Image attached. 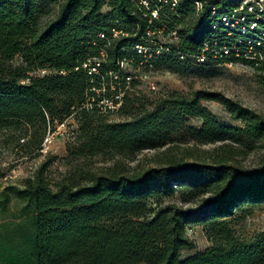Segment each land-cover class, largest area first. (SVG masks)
Returning a JSON list of instances; mask_svg holds the SVG:
<instances>
[{
	"label": "trees",
	"instance_id": "16d2710c",
	"mask_svg": "<svg viewBox=\"0 0 264 264\" xmlns=\"http://www.w3.org/2000/svg\"><path fill=\"white\" fill-rule=\"evenodd\" d=\"M142 1L0 0V129H43V141L34 145L42 151L47 129L76 116L79 134L72 155L82 157H127L158 149L173 143L182 130L200 144L219 146L165 156L146 169H132L120 159L100 171L78 165L54 185L42 165L17 193L35 215L33 234L0 247V264H264V231L253 243H243L225 221L240 204L264 203V168L236 165L239 156L264 140V116L207 91L173 93L126 122L106 121L99 106L104 98L114 99L124 82L110 73L121 76L123 63L143 61L138 46L153 54L150 64L176 72L187 73L181 57L197 60L206 45L231 49L227 58L209 55L206 61H241L264 71L263 62L248 58L250 39L255 45L262 39L259 49L264 50V22L256 19L264 13L249 11L253 4L248 3L237 17L245 22L231 28L222 18L235 21L238 0ZM196 2L202 4L199 13ZM49 4L57 8L53 15L45 10ZM43 14L52 17L42 20ZM252 23L256 28L242 34V27ZM162 30L163 36L176 32L177 45L150 42V33ZM160 48L163 53L157 55ZM18 57L21 62L14 63ZM96 60L98 73L89 75L84 65ZM37 71L47 74L33 76ZM205 101L222 104L243 126L220 123ZM188 118L201 119V127H187ZM178 191L185 202H201L168 203L151 211V200L159 203ZM193 224L206 226L215 244L182 258V250L195 246L185 233Z\"/></svg>",
	"mask_w": 264,
	"mask_h": 264
},
{
	"label": "rangeland",
	"instance_id": "374dc122",
	"mask_svg": "<svg viewBox=\"0 0 264 264\" xmlns=\"http://www.w3.org/2000/svg\"><path fill=\"white\" fill-rule=\"evenodd\" d=\"M178 3L179 0H172ZM240 6L232 19L237 20L246 3H254L258 12L264 13V0H238ZM196 4V3H195ZM202 4L195 5L199 13ZM211 9V6H209ZM45 10L53 15L57 8L54 4L45 5ZM107 10H104L106 12ZM256 11V10H253ZM51 15L43 14L41 19L46 20ZM256 19L264 22V16ZM230 20V19H229ZM264 32V31H263ZM150 42L158 45H177L178 36L171 32L163 36V30L155 35L150 33ZM162 49L160 48V51ZM171 52V50H166ZM162 51L159 55H162ZM147 59L141 63L125 62L121 75H131L130 83L121 82L120 96L123 106L112 112H104L103 118L109 122H126L139 116L144 111H151L163 98L173 93L190 95L196 91L221 93L225 97L239 102L243 107L249 108L264 116V71L245 64L241 61L217 63L206 61L199 63L193 58L181 57L182 65L188 69L187 73L172 71L167 68L156 67ZM261 59V57H260ZM18 57L14 63H20ZM182 66V67H183ZM258 66H262L259 64ZM46 71H37L33 76H44ZM121 77V76H120ZM123 81V78H120ZM27 83V81H24ZM218 119L227 126L242 127L240 121L233 120L224 106L215 101L202 102ZM202 120L188 118L187 127L200 128ZM52 142L43 147L42 151L34 148V145L42 139L43 129L26 127L21 131L13 128L0 129V247L9 248L20 244L27 234H33L35 215L31 209L25 208V203L17 196L22 190L25 181L34 177L40 167L47 165L45 176L54 185L63 176L72 172L78 165L91 171H100L112 164L115 159L130 165L132 169H146L156 167L159 159L165 156H183L186 151L194 150L199 153L212 151L219 143L203 145L192 140L187 131L182 130L173 143L158 149H147L127 157H114L113 155H101L94 157H82L72 155L76 147L79 134V122L76 116H72L63 123L55 122L48 129ZM47 134V135H48ZM192 162V159H186ZM249 170L264 168V140L257 144V148L237 158V164ZM238 178L237 180H240ZM179 190V188H178ZM5 195L8 200L4 203ZM184 192L178 191L174 196L162 199L159 203L155 200L149 202L151 211H155L160 205L168 203L197 206L201 199L185 202ZM232 214L225 217L232 236L243 243H253L257 234L264 231V203L240 204ZM186 235L194 242L192 249H184L182 258H188L214 246V240L208 234V228L202 224L189 225L185 229ZM3 247V248H2Z\"/></svg>",
	"mask_w": 264,
	"mask_h": 264
},
{
	"label": "built area",
	"instance_id": "2783aa9c",
	"mask_svg": "<svg viewBox=\"0 0 264 264\" xmlns=\"http://www.w3.org/2000/svg\"><path fill=\"white\" fill-rule=\"evenodd\" d=\"M142 3H144L145 5H148L147 0H143ZM175 4L176 3L173 2V5H175ZM196 4L200 5L201 3L196 2ZM246 4H248V3H246ZM252 4H253V6L250 5L248 8V10L251 12L254 10V3H252ZM260 12H262V11H260ZM213 14H215V13L213 12ZM153 16L156 17L157 13H153ZM222 20L225 23V25H228L231 28H234L240 22H245L244 18L238 19V20H240L239 22L237 20L232 22L231 20H229L228 16H224L222 18ZM255 28H256V24H254V23H252L250 25L249 29L246 26H243L242 27V34L245 35V34L249 33L250 31H253ZM115 35H117V34L115 33ZM263 36H264V33H263ZM101 37H103V35ZM256 45H255L254 39H250L248 41V55H249L248 58L258 59L259 61L264 63V50L259 49L263 45L262 39L258 40ZM136 49H137V53L143 57V60L147 59V57H149L148 60L153 58V54L148 49L143 48L141 46H138ZM160 52H161L160 49H157L156 54L159 55ZM230 53H231V49L226 47V46H224L222 48L210 50L208 45H206L205 49H203L202 54L197 57V61L199 63H204V62H206L207 56H209V55H212L213 59H215V60L220 59V58H227L230 56ZM250 55H252V56H250ZM102 56L104 57V53H102ZM236 57H239L238 53L236 54ZM260 57H261V59H260ZM130 62H132V61H130ZM99 65L100 64L96 60L92 64L84 65V68L89 70L88 71L89 75H92L93 73H98ZM123 68H124V63L121 65V69H123ZM110 75H112L114 77V79H116V80H120V78H123L124 83H130V81H132L131 75H121V77H120V73H117V74L110 73ZM112 90H114V88H112ZM121 97L122 96H120V93H118V94H115V97L112 100L104 98L99 102V104H100L99 106L102 107V111H104V112H112V111L118 110L120 108V106L122 105V98ZM51 142H52L51 134H48L44 140L43 147L50 144Z\"/></svg>",
	"mask_w": 264,
	"mask_h": 264
}]
</instances>
